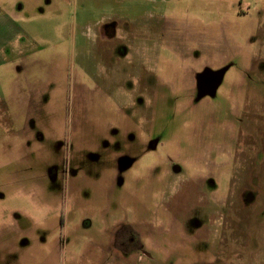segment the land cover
<instances>
[{"label":"rangeland","instance_id":"1","mask_svg":"<svg viewBox=\"0 0 264 264\" xmlns=\"http://www.w3.org/2000/svg\"><path fill=\"white\" fill-rule=\"evenodd\" d=\"M0 53V264H264V0H0Z\"/></svg>","mask_w":264,"mask_h":264},{"label":"flooded vegetation","instance_id":"2","mask_svg":"<svg viewBox=\"0 0 264 264\" xmlns=\"http://www.w3.org/2000/svg\"><path fill=\"white\" fill-rule=\"evenodd\" d=\"M109 29H110V27L108 25H106V27L104 28V31L102 32L104 38H106V39H110V37L114 35V33L108 32ZM61 222H62V225H64V218L63 217L61 218Z\"/></svg>","mask_w":264,"mask_h":264},{"label":"crops","instance_id":"3","mask_svg":"<svg viewBox=\"0 0 264 264\" xmlns=\"http://www.w3.org/2000/svg\"><path fill=\"white\" fill-rule=\"evenodd\" d=\"M0 57H1V53H0ZM2 64H4V63H0V66H3ZM2 71H5L4 67L2 68Z\"/></svg>","mask_w":264,"mask_h":264}]
</instances>
